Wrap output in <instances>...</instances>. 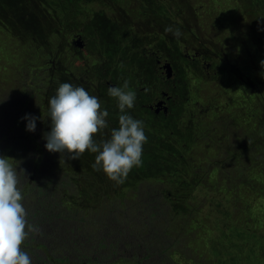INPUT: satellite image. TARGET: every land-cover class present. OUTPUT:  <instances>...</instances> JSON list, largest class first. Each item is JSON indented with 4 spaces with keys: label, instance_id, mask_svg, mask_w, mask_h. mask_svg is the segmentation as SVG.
Instances as JSON below:
<instances>
[{
    "label": "rangeland",
    "instance_id": "rangeland-1",
    "mask_svg": "<svg viewBox=\"0 0 264 264\" xmlns=\"http://www.w3.org/2000/svg\"><path fill=\"white\" fill-rule=\"evenodd\" d=\"M22 1L0 0V156L27 177L22 203L40 232L21 247L32 264H264L263 5L78 0L64 19L67 7L25 16L37 0ZM125 80L147 142L123 184L93 170L94 153L45 149L61 83L99 97L109 127L95 138L107 139L120 114L107 89ZM25 109L41 117L34 132L18 124Z\"/></svg>",
    "mask_w": 264,
    "mask_h": 264
},
{
    "label": "clouds",
    "instance_id": "clouds-1",
    "mask_svg": "<svg viewBox=\"0 0 264 264\" xmlns=\"http://www.w3.org/2000/svg\"><path fill=\"white\" fill-rule=\"evenodd\" d=\"M165 31L176 38L182 35L179 28L171 26ZM107 95L117 101L118 128H112L107 139L97 141L96 135L109 127V112L102 107L99 97L82 86L61 83L47 102L50 131L43 134L44 147L50 153L67 155L70 160L79 159L86 151L94 153L93 170L103 171L109 180L123 184L133 167L142 165L147 136L144 122L128 111L136 101V92L130 88L129 81L109 87ZM21 119L27 121L25 130L34 132L41 117L26 114ZM10 159L0 156V264H32L21 245L31 233L39 234L40 229L29 223L22 203L20 173L27 177L23 169L17 171L18 164L14 166Z\"/></svg>",
    "mask_w": 264,
    "mask_h": 264
},
{
    "label": "trees",
    "instance_id": "trees-1",
    "mask_svg": "<svg viewBox=\"0 0 264 264\" xmlns=\"http://www.w3.org/2000/svg\"><path fill=\"white\" fill-rule=\"evenodd\" d=\"M57 1L58 0H39V2H38V0H37V3H34L33 5H26L25 4V6L23 7L24 9H25V12H26V14H25V16H28V17H31V16H33L34 14H36L37 16L38 15H41L42 14V12H41V10H42V8H44V7H50L51 9H52V11H54L55 12V10H58L59 8H62V7H64V8H66L67 7V10H68V14H66L67 16L66 17H64V19H67V18H74V16H75V14H77L78 13V10L80 9V8H82V7H78V8H76V9H74L73 8V3H74V1H78V0H59V2L57 3ZM148 1H150L151 3H152V5H150V7H153V8H155V5H159V2H160V0H148ZM178 1L179 0H167V6L166 7H169V6H172L173 4H174V2L175 3H178ZM254 2H256L257 3V5L258 6H261V5H263V7H264V0H253ZM88 2H89V0H88ZM146 2H147V0H146ZM18 3H19V6H21V4L22 3H24L22 0H18ZM9 4V3H8ZM155 4V5H154ZM2 2H0V8H2ZM177 6H179V7H181V3H179ZM179 7H177V8H179ZM4 8V7H3ZM7 9H9L8 8V6H7ZM262 11L264 12V9H262ZM53 12V13H54ZM176 13H178V14H181L182 12H180L179 10H176ZM176 13L174 12V13H172V12H170L169 11V15L170 16H168V15H166L165 14V16L167 17H170V20L176 15ZM41 19V23H42V20L45 18V16H43V17H40ZM197 38V37H196ZM198 39V38H197ZM114 43V42H113ZM109 49H110V51H108V53H111V51L113 50L112 48H113V44H109ZM114 52H116V51H114ZM262 61H264L263 59H262ZM221 64L222 65H225V64H227L226 63V61L224 62L223 60H221ZM243 76H244V80H247V82H252V84L254 85L255 83H254V81H253V79H251V78H249V72H247V73H244L243 74ZM245 84H246V82H245ZM176 91L174 90L173 92H172V94H174ZM23 102L24 101H17V102H13L12 104H11V106L12 105H15V107H18V104L20 105V107H22L23 106ZM10 106V107H11ZM2 106H0V108H1ZM25 108H26V106H25ZM26 110V109H25ZM27 111V110H26ZM26 114H30L28 111L27 112H24L23 113V116H20L19 117V125H21V124H24V125H26V123H27V121L26 120H22L21 119V117H24ZM17 116H19V115H16V117ZM18 125V126H19ZM96 139V138H95ZM97 141H99V140H102L101 138H99V139H96ZM27 151H28V154L30 155V156H32L35 152H33L31 149H27ZM85 153H87V151L85 152ZM89 154H90V152H89ZM47 157H49V155H47ZM161 164V163H160ZM169 166H170V164H169ZM37 176H38V178L40 179H42L43 181V183H42V185H44V184H46V183H49V182H51V177L52 176H48V175H46L45 173H44V175L42 174V176H41V173H39L38 174V172H37ZM34 180V179H33ZM36 180V179H35ZM52 183V182H51ZM41 185V186H42ZM47 190H49V188L47 189ZM191 193V192H190ZM209 203H211V202H209ZM214 204H216V205H218V203L217 202H215ZM210 206H212L211 204H210ZM41 213H42V215L43 214H45L46 213V211H41ZM49 218V217H48ZM232 219V218H231ZM231 219H229V222L231 221H233V220H231ZM236 221V220H235ZM234 221V222H235ZM233 223V222H232ZM248 232V231H247ZM60 258V260H66L67 261V259H66V257H59ZM235 259H234V262H233V264H237L238 262H237V258L236 257H234Z\"/></svg>",
    "mask_w": 264,
    "mask_h": 264
},
{
    "label": "water",
    "instance_id": "water-1",
    "mask_svg": "<svg viewBox=\"0 0 264 264\" xmlns=\"http://www.w3.org/2000/svg\"><path fill=\"white\" fill-rule=\"evenodd\" d=\"M77 43H79V41H77ZM164 67H165L166 77H170V75H171L170 66L168 64H165ZM158 104H160V102Z\"/></svg>",
    "mask_w": 264,
    "mask_h": 264
},
{
    "label": "flooded vegetation",
    "instance_id": "flooded-vegetation-1",
    "mask_svg": "<svg viewBox=\"0 0 264 264\" xmlns=\"http://www.w3.org/2000/svg\"><path fill=\"white\" fill-rule=\"evenodd\" d=\"M157 69L159 70L160 67L158 66ZM169 78H170V77H169ZM156 107H157V106H156ZM159 107H162L163 110H164V108H165L163 105H161V106H159ZM164 111H165V110H164Z\"/></svg>",
    "mask_w": 264,
    "mask_h": 264
}]
</instances>
